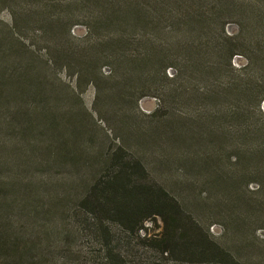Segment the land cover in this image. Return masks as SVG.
Masks as SVG:
<instances>
[{
	"label": "trees",
	"instance_id": "16d2710c",
	"mask_svg": "<svg viewBox=\"0 0 264 264\" xmlns=\"http://www.w3.org/2000/svg\"><path fill=\"white\" fill-rule=\"evenodd\" d=\"M81 1L84 2V0H71L74 3ZM101 1L104 2L102 5L100 3L99 7L103 9L88 11L86 17L96 15L93 16L95 23L93 30L99 31L101 27H105L115 31L110 39L101 42L104 44L102 51H96L92 56L73 50L46 51L40 56L42 58L40 73L29 60L15 59L14 62H9L13 54L0 53V264H45L44 259L52 253V249H57L61 253L70 249L68 233L61 225H56L54 229L46 226L43 232L44 244L41 245L38 242L39 234L30 221L39 215L46 217L50 215L51 210H38L39 208L36 207L35 199L39 195L51 191L58 202L71 201L69 198L75 183L66 179L62 184L61 179H54L51 173L58 172L57 170L74 172L73 169L76 168L83 175L87 171L81 173L80 170L88 169L96 179L80 197V207H64L61 216H67L72 222L76 220L78 227L73 230L86 238V246L88 245L86 257L73 261L67 254H60L61 256L52 264H81L86 259L87 264H153L143 263L135 257L129 259V252L123 253L118 249L113 244L109 232V223H117L121 225L123 232L137 234L143 229V223L151 221L152 218H158L163 226L159 237L154 238V241L159 243L158 253L162 259L176 256L187 259L190 264L200 262L264 264V248L251 246L257 251L250 254H241L223 248L210 237L207 230H201L184 215L180 202L175 197L168 194L161 186L145 184L144 178L147 172L139 160L119 155L120 150L100 156L85 149L89 136L85 130H82L84 120L81 117L82 109L79 104L73 103L78 102L77 93L81 83H84V87L93 88L96 102L102 94L117 98L129 85L138 82L149 83V88H152L153 74L145 75V71L149 67L161 66L168 61L163 67V78L174 83L173 88L171 87L166 93L169 97L176 93L177 83L181 82L185 75L187 77L189 73L188 79L195 75L201 77L202 71L200 54L195 50L174 52L169 56L151 48H146L140 53L121 50V45L130 43L126 28L134 29L140 23L145 27L152 25L154 21L152 10L155 6L151 5L157 0H119L118 2L96 0V2ZM176 4L180 6L181 2L177 1ZM191 10L186 8L182 13L175 14L173 18L185 19L188 26L196 23L202 25L204 22L202 15ZM219 10H223L222 5H219ZM229 10L232 16L236 15L241 19L244 16V29L249 34L250 31L257 30L260 37L255 39L256 48H250L248 42H243L242 45L234 43V38L224 34V26L220 28L219 37L208 33L204 36L205 43H200L202 37H196L193 38L195 40L193 44L200 47L208 45L210 55L215 62L222 57L225 60L224 72L239 75V80L226 77L225 83L219 88L218 93H221L224 99L229 98L227 104L220 109L222 121L228 117L233 120H244L246 112L250 110V105L246 103L251 102L254 103L255 113L264 118L260 106L264 102V5L255 8L248 16L244 15L246 10L237 5L231 6ZM42 11L40 9V16L44 14ZM53 20L57 21L59 17L53 18L49 15L47 21ZM75 25L77 24H65L61 27L64 36L68 39ZM6 40L8 41L3 34L2 41ZM241 48L244 52L246 49L247 53L240 51ZM261 48L262 51H259ZM249 54H254V59L251 60ZM236 55L244 56L247 62L239 70L231 65V60ZM258 62L261 64L258 65ZM213 64L211 70L217 71L218 66L216 63ZM251 65L254 66L250 69L255 73L253 75L245 72ZM104 66L109 67L107 76L102 74ZM167 68L174 69L175 75L172 78L166 77L164 69ZM57 69L66 70L73 78L75 84L73 92H63L53 84ZM140 69L145 70L141 75L138 74ZM221 69L219 68V72ZM243 72L245 74H241ZM144 75L145 79H143ZM243 79H248L250 83L243 82ZM104 80L113 81V87L105 89L102 84ZM185 92L190 94L187 90H184L183 94ZM149 95H138L134 99V104L138 106V102ZM216 95L217 93L213 96ZM213 96L209 95L212 98ZM208 112L207 121H210L212 116L220 120L215 114L219 111L210 109ZM219 128H223L221 123ZM27 133L31 137L25 140L23 134ZM15 134L19 143H23L20 148L22 157L11 160L10 144L12 135ZM141 136L147 141L152 133L142 132ZM220 136L225 138L224 133ZM174 137L169 134L166 138L171 140ZM234 138L239 144L236 149L241 155V161L245 162L246 158L252 161L264 159V122L259 120V124H253L251 128L237 129L232 135V139ZM243 145H246L245 149H242ZM90 160H95L96 164L88 165L87 161ZM12 163L15 164L17 172L12 171ZM32 169H40V179L37 182L32 178L22 180L18 178L19 172L24 173ZM256 174L264 183V173L256 169ZM229 181V178H220V182L224 185H228ZM58 188L65 193L54 194ZM17 194L25 197L21 208V211L25 212L24 221L22 218L12 217L14 207L11 198ZM254 195L256 199L253 202L245 201L242 197L237 198L235 202L241 206L248 204L246 206L249 210L248 214L259 220L262 218L261 213L264 208L262 184L257 185ZM88 207L89 210L86 209ZM18 225L22 226L18 228ZM54 235L58 236V241L52 240ZM143 241L154 242L150 237L145 236Z\"/></svg>",
	"mask_w": 264,
	"mask_h": 264
},
{
	"label": "rangeland",
	"instance_id": "374dc122",
	"mask_svg": "<svg viewBox=\"0 0 264 264\" xmlns=\"http://www.w3.org/2000/svg\"><path fill=\"white\" fill-rule=\"evenodd\" d=\"M86 1L74 3L71 0H0V53L11 52L14 56L10 57L9 62H14L15 59L29 60L40 73V56L46 51L73 50L90 56L96 51H102L104 44L101 42L110 39L115 31L105 27H101L99 31L92 29L96 15L93 14L94 17L89 18L86 15L88 11L103 9L99 4L102 5L104 1ZM177 1L181 2L180 6L176 4ZM153 3L151 6L155 7L152 10V25L145 27L140 23L134 29L126 28L130 43L121 45V50L140 53L146 48H151L156 52H164L166 56L185 50L198 51L202 64L201 77L195 75L188 79V73L187 77L185 75L181 82L177 83L176 93L167 97L166 93L173 88L174 83L163 78V67L168 64L166 61L161 66L149 67L151 69L146 71L138 70L139 75L144 71L145 75L153 74L152 88H149V83L138 82L129 85L120 97L102 94L98 102L94 101L93 88L84 87V83H81L77 93L78 102L73 103L79 104L82 109V130L89 136L85 149L100 156L120 150L119 155L139 160L147 172L144 183L148 186H161L175 197L180 202L184 215L201 230H207L216 243L237 253H254L257 250L251 246L264 248V208L262 218L256 220L248 214V204L241 206L235 201L242 197L245 201L253 202L256 199L254 194L257 185L262 184L264 188L263 179L256 174V169L264 173V159L252 161L246 158L245 162L241 161V155L236 149L239 144L235 142V138L232 139V135L239 128H251L253 124H259V120L264 122V118L255 113L254 103L251 102L246 103L250 105V110L246 112L244 120L228 117L222 121L220 109L227 104L229 98L224 99L221 93H218L219 88L225 83L226 77L239 80V75L224 72L226 69L223 57L215 62L210 55V47L206 44L196 46L193 44V38L202 37L200 43H205V35L209 33L219 37L220 28L224 26V34L234 38V43L248 42L250 48H256L255 39L260 37L257 30L250 31L249 34L244 29V16L242 19L236 15L232 16L229 9L237 5L246 10L244 15L248 16L255 8L263 6L264 0H157ZM219 5H222L223 10H219ZM186 8L200 13L204 19L203 24L188 26L185 19L173 18ZM40 9L44 13L41 16ZM48 14L53 18L59 17V20L47 21ZM65 24H77L72 27L69 39L64 36L61 28ZM3 34L6 35L7 42L2 41ZM240 51L244 52V49L241 48ZM259 51H262V48ZM244 53H247L246 49ZM248 57L252 60L255 56L249 54ZM213 63L218 66L217 71L211 70ZM246 63L244 56L236 55L231 60V65L236 70L242 69ZM219 68H222L221 72ZM251 68L254 66L251 65L249 70L245 71L249 75L255 74ZM208 70L211 71L208 73ZM164 71L168 78L175 75L172 68ZM108 73L109 67L104 66L102 74L107 76ZM54 80L53 84L59 90L73 92L74 80L66 70H55ZM247 80L243 79V82L250 83ZM102 84L105 89H111L114 82L104 80ZM184 90L190 91V94H183ZM216 93L217 95L213 96ZM141 94L150 95L143 97L137 106L134 99ZM260 106L264 113V102ZM207 109L219 111L215 114L220 120L212 116L209 117L210 121H207ZM152 114L154 115L151 116ZM220 123L223 128H219ZM142 132H151L152 136L144 141ZM222 133L225 138L220 136ZM169 134L175 137L167 140ZM30 137L28 133L23 134L25 140ZM22 145L18 136L12 135L11 160L22 157ZM245 148L246 145H243L242 149ZM208 158L212 160L206 161ZM87 164L95 165L96 162L90 160ZM73 170L74 172L57 170L58 172L51 173L54 179H61L62 184L66 179L75 183L69 198L71 201L58 202L51 191L45 193L47 196L39 195L35 199L38 210H51L49 217L39 215L30 221L39 234L38 242L44 244L43 232L46 226L54 229L56 225H61L68 233L70 249L65 253L52 249V253L44 259L45 264H52L60 254H67L73 261L86 257V238L73 230L78 227L76 220L72 222L67 216L61 215L64 207H80V197L96 177L90 174L88 169L80 170L81 173L87 171L84 175L79 173L78 168ZM12 171L17 172L14 163ZM18 178H32L37 182L40 179V169L19 172ZM220 178H229L228 185L220 182ZM62 193L65 192L61 188L54 191L56 195ZM11 201L14 207L12 217L22 218L24 221L25 212H22L21 208L25 197L17 194L12 196ZM120 226L117 223H109L110 238L123 253L129 252V259L135 257L143 263L153 264H190L187 259L181 257L172 256L167 260L159 256V243L155 242L154 238L159 237L163 226L158 218L144 222L143 229L137 234L123 232ZM144 236L150 237L154 242L143 241ZM52 240L58 241V236L54 235ZM81 264H87V259Z\"/></svg>",
	"mask_w": 264,
	"mask_h": 264
}]
</instances>
